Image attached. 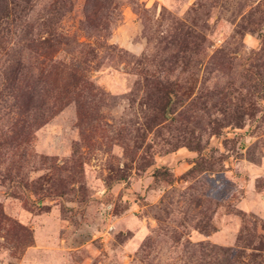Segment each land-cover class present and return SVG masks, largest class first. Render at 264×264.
Instances as JSON below:
<instances>
[{
	"label": "rangeland",
	"instance_id": "1",
	"mask_svg": "<svg viewBox=\"0 0 264 264\" xmlns=\"http://www.w3.org/2000/svg\"><path fill=\"white\" fill-rule=\"evenodd\" d=\"M0 264H264V0H0Z\"/></svg>",
	"mask_w": 264,
	"mask_h": 264
}]
</instances>
